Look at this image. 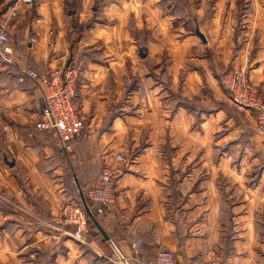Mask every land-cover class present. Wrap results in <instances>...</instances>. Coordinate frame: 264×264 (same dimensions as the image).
Segmentation results:
<instances>
[{"label": "crops", "instance_id": "0c3cea01", "mask_svg": "<svg viewBox=\"0 0 264 264\" xmlns=\"http://www.w3.org/2000/svg\"><path fill=\"white\" fill-rule=\"evenodd\" d=\"M202 6L204 39H179L159 0H0L12 61L0 59V264H112L118 250L149 264L160 245L177 264L203 247L217 264H264V139L220 83L243 69L264 93V0L240 18L237 0H216L207 20ZM76 66L84 135L68 156L37 130L42 94L21 75ZM106 167L125 170L117 202L89 203L83 245L55 219L65 203L84 207L80 190Z\"/></svg>", "mask_w": 264, "mask_h": 264}, {"label": "built area", "instance_id": "2783aa9c", "mask_svg": "<svg viewBox=\"0 0 264 264\" xmlns=\"http://www.w3.org/2000/svg\"><path fill=\"white\" fill-rule=\"evenodd\" d=\"M22 1L32 3V0ZM17 14L16 9L11 16L16 17ZM10 42L11 32L8 23L6 20H0V59L5 63H12ZM80 75L81 68L78 66L59 67L49 71L23 70L21 75V81L29 79L42 94L37 130L54 135L60 149L68 156L72 153L74 140L84 135ZM222 85L232 104L254 113L255 131L264 139V93L261 88L250 80L247 71L243 69H228L222 76ZM115 158L120 162H126V157L122 153H117ZM124 173L122 167L104 168L101 184L86 192L89 212L75 202L65 203L61 214L55 219L57 227L68 228L66 230L70 231L72 239L84 245L90 232L88 214L92 213V207L89 203H98L105 210L114 205L117 202L115 185ZM140 247L139 241L135 244L136 254H139ZM207 255H212V251L203 247L199 259L192 264H217L215 261H208ZM117 257L115 261L113 260L116 264H130L131 260L148 264L136 258H126L119 250ZM149 264H177V257L171 249L160 245L156 260Z\"/></svg>", "mask_w": 264, "mask_h": 264}, {"label": "rangeland", "instance_id": "374dc122", "mask_svg": "<svg viewBox=\"0 0 264 264\" xmlns=\"http://www.w3.org/2000/svg\"><path fill=\"white\" fill-rule=\"evenodd\" d=\"M143 1L145 2L146 0H143ZM215 2H216V0H159V6H160L161 10L163 11V13L167 17L172 19V23H173L172 31H173V33H177L179 35L180 33H189V32L193 33L194 32V33H197V36L200 37V35H201L202 37H204V35L200 32L199 29H195L196 25H195L193 16L195 15V11L197 10V8L198 9L200 7L202 8L203 7L202 4L204 3L203 19L207 20V19L211 18V16L213 15V12H214L213 7L215 6ZM237 2H238V9H237L236 17L240 18L242 16H246L247 12L250 11V8H249L250 0H237ZM242 26L243 25L240 24L239 29ZM242 31H244V30H242ZM148 37L149 36H148L147 29L141 30L139 32L138 38L140 41V46L145 52H146V49L148 48V40H147ZM178 38L180 39V35L178 36ZM146 59H147V57H146ZM143 64H146L145 59H144ZM134 79H137V78H134ZM141 79H142V77L137 79V80H139L141 82ZM220 83H221V86L223 87L222 77L220 79ZM232 105L235 106L234 104H232ZM236 108H238V107H236ZM238 109H240V108H238ZM242 110H246V109H242ZM253 116H254V114L252 115V117ZM254 118H255V116H254ZM0 203H1L0 206L2 208L8 207V205H9V201L3 200L1 195H0ZM233 203H237V200H234V201L230 200V205ZM65 229H68V228H65ZM114 261H112V264H116Z\"/></svg>", "mask_w": 264, "mask_h": 264}, {"label": "water", "instance_id": "95a60500", "mask_svg": "<svg viewBox=\"0 0 264 264\" xmlns=\"http://www.w3.org/2000/svg\"><path fill=\"white\" fill-rule=\"evenodd\" d=\"M200 38L204 39V37H202L201 35H200ZM141 56L145 57V54L141 53ZM80 195H81V200H82L84 208L87 210V212H89L88 202H87L86 196L82 190H80Z\"/></svg>", "mask_w": 264, "mask_h": 264}, {"label": "trees", "instance_id": "16d2710c", "mask_svg": "<svg viewBox=\"0 0 264 264\" xmlns=\"http://www.w3.org/2000/svg\"><path fill=\"white\" fill-rule=\"evenodd\" d=\"M89 224L91 225L93 222L92 214H88Z\"/></svg>", "mask_w": 264, "mask_h": 264}]
</instances>
